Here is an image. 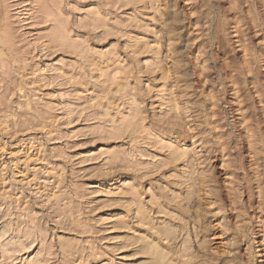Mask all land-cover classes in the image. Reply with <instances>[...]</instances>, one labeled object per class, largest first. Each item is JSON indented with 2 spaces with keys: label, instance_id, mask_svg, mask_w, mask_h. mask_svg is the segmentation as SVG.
I'll list each match as a JSON object with an SVG mask.
<instances>
[{
  "label": "rangeland",
  "instance_id": "374dc122",
  "mask_svg": "<svg viewBox=\"0 0 264 264\" xmlns=\"http://www.w3.org/2000/svg\"><path fill=\"white\" fill-rule=\"evenodd\" d=\"M141 204L264 264V0H0V264H120Z\"/></svg>",
  "mask_w": 264,
  "mask_h": 264
},
{
  "label": "bare ground",
  "instance_id": "6f19581e",
  "mask_svg": "<svg viewBox=\"0 0 264 264\" xmlns=\"http://www.w3.org/2000/svg\"><path fill=\"white\" fill-rule=\"evenodd\" d=\"M220 25V24H219ZM219 28V27H218ZM219 33V32H218ZM217 32L215 34H218ZM212 37V36H211ZM64 45V44H63ZM220 71V70H219ZM107 112V111H105ZM179 154V153H178ZM181 155V154H180ZM177 157V156H175ZM179 157V155H178ZM177 157V158H178ZM119 159V158H117ZM116 159V161H117ZM181 159V158H178ZM194 162V161H193ZM190 174V173H189ZM192 179V178H191ZM188 180V179H187ZM186 181V180H185ZM192 180H189V182ZM220 181V180H219ZM188 182V183H189ZM192 186V185H188ZM136 186L134 185V188ZM133 188V189H134ZM192 188V187H191ZM132 189V190H133ZM138 189V188H136ZM133 190V194L136 192ZM196 189V188H195ZM135 191V192H134ZM124 194L126 193L123 191ZM131 192V193H132ZM130 193V192H129ZM138 193V192H137ZM122 194V193H121ZM246 194V193H245ZM123 195V194H122ZM127 195V194H126ZM124 195V196H126ZM132 195V194H131ZM120 196V195H119ZM134 196L137 195L136 193ZM134 196H131L134 198ZM181 196V195H180ZM179 196V197H180ZM178 197V198H179ZM135 198V199H136ZM177 198V197H176ZM177 198V199H178ZM224 198V197H223ZM139 199V198H137ZM141 199V198H140ZM175 199V198H174ZM154 200V199H152ZM127 201V199H126ZM131 201V198L129 202ZM139 201V200H138ZM157 201V200H156ZM156 201L155 204H156ZM184 201V200H183ZM133 202V203H132ZM131 204L137 203V201L132 200ZM153 202V203H154ZM159 202V201H158ZM157 202V203H158ZM142 203L139 201V204ZM150 203V202H149ZM160 203V202H159ZM143 204V203H142ZM139 205L138 212H136L135 219L137 220V229L130 228L129 225L123 226L122 228L127 230V234L124 237L125 246L119 248L117 251L122 252L123 255L120 258L121 262L132 260L134 263L138 264H196L195 260L197 256L189 253V247L187 241L184 239L183 233L189 232L183 226L178 224L175 220H170L167 218H159L155 215L168 216L169 213L165 212L170 209H161L155 211L152 208H148L145 205ZM151 205V203H150ZM158 204H156L157 206ZM162 205V204H161ZM132 206V205H131ZM155 207V206H154ZM164 207V206H163ZM132 210V209H131ZM156 210V209H155ZM165 210V211H164ZM135 211V210H134ZM173 212V211H172ZM248 212V211H247ZM168 213V215H167ZM176 213V212H175ZM174 213V214H175ZM135 214V213H134ZM178 216V214L176 213ZM174 217V216H173ZM172 217V218H173ZM118 219V218H117ZM178 219V217L176 218ZM124 220V219H123ZM128 221V220H127ZM125 222V221H124ZM123 222V223H124ZM189 222V221H188ZM128 223V222H127ZM133 223V222H132ZM126 224V223H125ZM130 224V223H129ZM190 224V223H189ZM192 224V223H191ZM133 225V224H132ZM131 226V225H130ZM120 225L116 228L119 229ZM191 227V226H190ZM121 229V228H120ZM192 229V228H191ZM189 229V230H191ZM192 231V230H191ZM197 231V230H196ZM120 233V232H119ZM118 233V234H119ZM124 234V233H123ZM122 235V234H121ZM120 235V236H121ZM125 235V234H124ZM200 236V235H199ZM191 237V236H190ZM189 237V238H190ZM194 238V237H193ZM123 239V238H122ZM202 239V238H201ZM120 241V240H119ZM258 241V240H257ZM192 242V241H191ZM120 243V242H119ZM123 243V242H122ZM196 243V242H195ZM199 243V242H198ZM201 243V242H200ZM62 244V243H61ZM120 245V244H119ZM124 245V244H122ZM65 246V245H64ZM67 246V244H66ZM202 246V245H201ZM195 247V246H194ZM69 249V248H68ZM195 249V248H194ZM116 250V249H115ZM256 250V249H255ZM258 250V249H257ZM256 250V251H257ZM194 253V252H193ZM264 253V252H263ZM119 255V254H118ZM95 256V255H94ZM264 256V255H263ZM116 257V256H115ZM114 258V257H113ZM119 258V257H118ZM114 260V259H113ZM116 262V263H117ZM130 262V261H129ZM96 264V263H95Z\"/></svg>",
  "mask_w": 264,
  "mask_h": 264
}]
</instances>
